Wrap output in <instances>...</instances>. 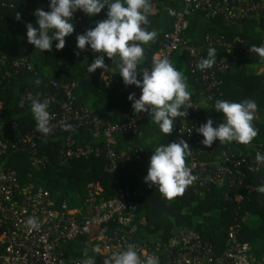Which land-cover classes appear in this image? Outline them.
<instances>
[{"label":"trees","instance_id":"16d2710c","mask_svg":"<svg viewBox=\"0 0 264 264\" xmlns=\"http://www.w3.org/2000/svg\"><path fill=\"white\" fill-rule=\"evenodd\" d=\"M180 1L182 4L183 0H164L166 6L173 8H180L182 6L179 4ZM49 4L50 0H0V123L5 122L1 130L4 137L10 141H19L20 136L36 131L31 101L27 97L31 94L33 98L38 97L41 102L45 101L52 93H56L51 80L59 83L57 90L60 99L64 98L61 94L64 84L78 82L74 89L76 105L90 109L93 115L106 121H121L132 109L131 101L116 88L105 87L100 78V69L94 73L87 71V64L90 65L96 56L101 54L93 53L91 50L80 51L77 43L73 46L65 45L62 50H57L55 45L58 41L54 40L51 52H44L28 43L25 25L32 23L36 26L35 10L39 7L50 11ZM76 12L93 28L98 21L107 18V12L92 17L82 10ZM168 15L167 10H162L149 20L164 18L158 27L169 29L173 20L171 16V19H168ZM70 22L75 25L73 21ZM148 29L154 30L151 25ZM157 33V36H160L163 31L158 30ZM208 36L226 39L240 37L247 41L248 48L252 45H264V17H252L244 19L238 25H228L222 17L209 18L201 12H193L185 34L186 41L204 46L206 58L210 48L207 46ZM66 41H76L75 30L73 34L65 37ZM151 45L155 46L151 42L144 45L146 61L144 65H139L140 67L152 64ZM211 48H215L219 55H225L223 48ZM78 51L80 54L77 56ZM233 53L237 54L239 64L232 65L228 72L222 75L219 94L216 99L209 102L203 100L202 82L192 71L187 52L183 50L174 52L170 61L187 77L191 99L200 103L201 124L205 123L207 118L219 124L224 121V114L214 108L215 102L219 99L229 102L252 99L258 105L256 119L253 121L258 135L252 143L243 145L233 141L220 144L217 139L211 146L214 155L226 149L254 153L257 147H261L264 154V74L250 71L248 67L249 63L263 65L264 58L252 54L249 49L242 52L236 50ZM115 59L119 60V57ZM22 60H26L29 66L15 65ZM112 64L113 72L118 74L117 64ZM37 79L41 81L39 86L35 84ZM51 107L49 104L48 110ZM189 114H193L191 109H188ZM178 118L188 119V116ZM14 124L19 126L18 131L13 130ZM139 131L141 135L121 134L115 137L114 147L118 153L127 148L141 150L140 160L127 162L124 168L117 172L108 171L111 161L106 151L107 141L105 137H96L92 127H81L74 132L58 131L47 137L40 133V138L36 140V149L40 155L48 158L45 167L33 166L29 150L26 148L24 151L23 148L8 151L1 162L16 171L22 185L32 184L35 188H42L58 201L66 203L69 208L82 211L86 206L90 183L98 182L103 189L102 195L109 198L116 193L118 187L116 181L119 180L120 186L136 193L133 199L138 205L140 215L147 221L145 228L147 236L167 239L176 228L191 227L211 244L216 255L222 254L227 248L230 228L239 225L238 236L241 241L250 244L254 264H264V194H246L243 200H230L226 186L208 183L199 193L186 189L183 196L167 200L159 192L158 186L150 187L144 182V178L147 176L150 157L155 148L160 144L178 142L183 137L175 129L171 134L162 133L152 116L140 123ZM69 138L73 140L72 148L91 147L100 149L101 152L98 155L72 157L63 164L61 154L69 149L66 143ZM258 177H264V165H260L256 173H250L247 181H253ZM68 249L73 257L84 258L98 254L88 245L85 238L68 246Z\"/></svg>","mask_w":264,"mask_h":264},{"label":"built area","instance_id":"2783aa9c","mask_svg":"<svg viewBox=\"0 0 264 264\" xmlns=\"http://www.w3.org/2000/svg\"><path fill=\"white\" fill-rule=\"evenodd\" d=\"M150 3L152 11L148 20L162 10H167L173 20L167 31L151 41L155 45L154 47L151 45L153 56L166 57L170 60L173 53L178 50L187 52L191 69L202 82L203 100L209 102L216 99L222 84V75L227 73L232 65L239 64L238 56L233 52L248 50L247 41L240 37L226 39L208 36L207 46L221 47L225 50V55L218 54L216 64L211 69L201 71L197 65L202 58H206L205 47L188 43L185 37L190 17L193 12L198 11L209 18L222 17L228 25H238L244 19L264 17V0H183L180 8L168 7L164 0H150ZM107 11L106 5L100 13ZM72 21L76 25V37L93 28L77 12L74 13ZM149 25L144 27L149 30ZM74 43L77 41H66L65 45L73 46ZM88 47L90 49V46ZM104 60L108 67L105 72L100 69V78L105 87L116 88L127 99L130 93H135L136 99H139L141 88L135 85L126 86L119 73L113 72L112 61L106 55ZM15 65L29 66L26 60L18 61ZM152 66L145 65L138 70L142 71L143 68L151 70ZM138 79L142 80V76H138ZM51 84L56 93L48 96L46 101L52 106L49 112L54 114V119L50 121L52 133L64 131L65 125H71V132L81 127H92L96 137H105L107 141L106 151L111 161L108 170L110 172L123 169L129 161L141 159L140 149L127 148L118 153L114 147V140L121 134L141 135L139 125L150 118L151 114H135L132 108L121 121L109 122L93 115L90 109L76 105L74 89L78 82L62 86L61 94L64 97L62 99L58 98L59 83L51 80ZM190 102L193 114H189L188 119L174 120L175 131L191 148V155L186 158V164L197 177L187 191L199 193L208 183H213L226 186L230 200H243L246 194H264L258 191V188L264 185V177L247 181L249 174L256 173L260 167L255 161V155L258 152L262 154V148L257 147L254 153L226 149L214 155L212 147L202 144L204 137L196 131L202 125L199 121L200 103L194 99ZM218 125L219 123L214 121L213 127ZM4 126L5 122L1 121L0 264H84L89 258L93 259V264H111L112 256L125 251L129 244L136 246L135 250L141 260L152 256L158 259L159 264H254L250 244L241 241L238 236L239 225L230 228L227 248L220 255H216L211 244L191 227L176 228L167 239L147 236L145 231L147 221L140 215L138 205L133 199L136 193L120 186L119 180L116 181L118 184L116 193L109 198L102 195L103 189L98 182L90 183L84 211L69 208L66 203L58 201L42 188H35L32 184L22 185L16 171L2 164V157L10 150L23 148L24 151L26 148L29 150L30 162L38 168L45 167L48 158L37 152L36 140L40 138L39 132L31 131L20 136L19 141H10L4 137L1 130ZM13 130L18 131L19 126L14 124ZM66 143L69 149L61 154L63 164L72 157L98 155L101 152L100 149L91 147L72 148L71 138ZM30 216L38 218L39 230H28L26 221ZM84 238L94 250L99 248V252L96 251L98 254L84 258L71 256L68 246L81 242Z\"/></svg>","mask_w":264,"mask_h":264},{"label":"clouds","instance_id":"9594fccd","mask_svg":"<svg viewBox=\"0 0 264 264\" xmlns=\"http://www.w3.org/2000/svg\"><path fill=\"white\" fill-rule=\"evenodd\" d=\"M106 5L107 18L98 21L94 28L76 37V46L80 51L91 50L93 53L101 54L96 56L90 65L87 64V71L94 73L97 69H103L105 72L108 67L104 60L106 54L112 63L117 64L124 84L135 85L142 90L139 99H136L135 93L128 96V100L132 101L134 113L151 114L162 133L171 134L174 130V120L178 117L187 118L188 109L193 108L190 102L191 92L185 74L177 70L166 57L153 56L151 70L148 68L138 70L139 62L146 61L144 45L154 41L158 35L155 30L149 31L144 27L149 24L148 16L152 11L150 0H50V11L39 7L35 10L36 26L32 23L25 25L27 41L35 48L51 52L55 40L58 41L55 48L62 50L65 47V37L73 34L76 27L70 22L74 20V13L82 10L92 17L99 14ZM19 18L17 13V19ZM249 51L264 58V45H252ZM79 54L78 51L76 55ZM217 55L216 49L210 47L207 58H202L197 67L201 71L211 69L216 64ZM116 57H119V60H116ZM138 76H142V80L138 79ZM40 83L39 79L35 81L37 86ZM27 99L31 101L36 131L47 137L53 131L50 121L54 119V114L48 110V101L41 102L38 97L33 98L31 94ZM214 108L224 114V121L213 127L214 121L209 118L196 129L204 137L202 144L211 147L217 139L220 144L233 141L243 145L252 143L258 135V130L253 126L258 111L255 100L229 102L219 99L215 102ZM70 130L71 125L64 126V131ZM190 155L191 148L183 139L166 145L160 144L150 157L144 182L150 187L158 186L159 192L169 201L183 196L186 189L197 179L186 164V158ZM255 161L258 165H264V154L256 153ZM258 191L264 193V185L260 186ZM26 225L29 231L40 228L38 218L35 216H30ZM135 249V245L129 244L125 251L112 256L111 264H159L158 259L152 256L141 260ZM95 251L99 252V248ZM84 264H93V259L85 260Z\"/></svg>","mask_w":264,"mask_h":264},{"label":"crops","instance_id":"0c3cea01","mask_svg":"<svg viewBox=\"0 0 264 264\" xmlns=\"http://www.w3.org/2000/svg\"><path fill=\"white\" fill-rule=\"evenodd\" d=\"M182 1H180L179 4H181ZM182 5V4H181ZM180 5V6H181ZM168 19H171L170 15H168ZM164 20V18H155V19H150L149 20V24L151 25V28H154V30H156L158 32V30H161V31H166L168 29V27L165 29V27H158V24L161 25L162 21ZM160 33V32H159ZM264 67V65H263ZM263 67L261 68V73L264 74L263 72ZM260 72H258V74H260Z\"/></svg>","mask_w":264,"mask_h":264},{"label":"rangeland","instance_id":"374dc122","mask_svg":"<svg viewBox=\"0 0 264 264\" xmlns=\"http://www.w3.org/2000/svg\"><path fill=\"white\" fill-rule=\"evenodd\" d=\"M263 65L249 63L248 67H249L250 71H256L258 73L261 71V68L263 67ZM263 72H264V67H263ZM260 74H262V73L260 72Z\"/></svg>","mask_w":264,"mask_h":264},{"label":"water","instance_id":"95a60500","mask_svg":"<svg viewBox=\"0 0 264 264\" xmlns=\"http://www.w3.org/2000/svg\"><path fill=\"white\" fill-rule=\"evenodd\" d=\"M145 64V60H141L140 62H139V65H144Z\"/></svg>","mask_w":264,"mask_h":264}]
</instances>
